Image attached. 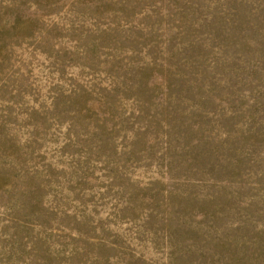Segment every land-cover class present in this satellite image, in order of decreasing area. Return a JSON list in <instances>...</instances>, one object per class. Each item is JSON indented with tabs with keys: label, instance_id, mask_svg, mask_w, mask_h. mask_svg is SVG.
Masks as SVG:
<instances>
[{
	"label": "rangeland",
	"instance_id": "1",
	"mask_svg": "<svg viewBox=\"0 0 264 264\" xmlns=\"http://www.w3.org/2000/svg\"><path fill=\"white\" fill-rule=\"evenodd\" d=\"M0 264H264V0H0Z\"/></svg>",
	"mask_w": 264,
	"mask_h": 264
}]
</instances>
